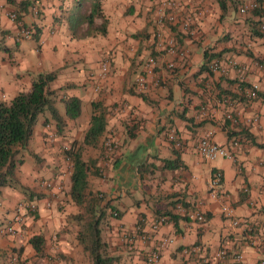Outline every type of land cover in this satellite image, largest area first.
Masks as SVG:
<instances>
[{
	"label": "crops",
	"instance_id": "1",
	"mask_svg": "<svg viewBox=\"0 0 264 264\" xmlns=\"http://www.w3.org/2000/svg\"><path fill=\"white\" fill-rule=\"evenodd\" d=\"M17 1L0 0V98L27 90L38 73L52 71L55 106L60 96L75 95L80 113L69 118L56 107L64 118L60 131L46 111L39 114L15 170L30 190L0 187V227L14 223L16 229L0 232V264H92L77 234L95 217L99 251L113 258L111 264H148L145 255L164 236L170 241L161 248L160 264H215L219 248L239 253V264H262L264 88L253 96L247 89L264 80L259 66L264 65V13L239 9L250 0H225L224 11L217 0H177V22L169 24L156 19L159 0H98L106 19L101 34L86 31L82 19L93 0H28L16 20L9 13H15ZM195 5L205 9L202 16L193 15ZM186 18L191 32L180 25ZM100 21L94 16V25ZM22 25L32 29L30 36L18 33ZM157 31L172 37L185 54L158 47ZM204 50L215 54L211 59H218L221 68L209 67ZM103 58L108 70L98 77ZM147 58L153 60L151 68L144 66ZM140 73L145 76L142 89L135 83ZM91 101L105 108V126L81 155L99 171L88 175L87 190L102 196L80 215L83 206L68 193L70 169L67 175L61 171L68 159L59 146L81 142L91 113L82 115V103ZM206 131L231 155L200 156L197 140ZM107 135L119 142L109 159L102 146ZM174 157L179 165L165 167L164 160ZM216 171L221 179L213 197L207 183ZM38 177L54 186L42 187ZM51 190L55 195L46 206ZM33 199L36 209L14 221L17 202ZM224 206L232 215L224 213ZM160 215L165 222L152 228ZM136 225L147 233L145 240L127 239ZM33 234L43 237L42 253L28 242Z\"/></svg>",
	"mask_w": 264,
	"mask_h": 264
},
{
	"label": "trees",
	"instance_id": "2",
	"mask_svg": "<svg viewBox=\"0 0 264 264\" xmlns=\"http://www.w3.org/2000/svg\"><path fill=\"white\" fill-rule=\"evenodd\" d=\"M7 1L14 2L15 0ZM217 2L221 11H224L226 8L225 0H217ZM257 2L258 5L250 10L261 16L264 13V1L257 0ZM16 3L17 8L14 9V14L16 15V20H19L20 11L25 10L30 2L28 0H18ZM94 16L101 18L97 25L93 24ZM82 19L87 24L86 31L93 28L98 33L103 34L105 32L106 19L101 13L98 0H93L89 11L83 15ZM254 33L257 35L263 34V32ZM214 55L213 53L208 54L206 50L203 52L205 62L209 61ZM53 78L54 72L52 71L38 73L31 80L27 90L17 91L7 100L0 98V187L8 185L24 192L28 190L17 179L15 170L22 161L20 152L27 144L39 114L46 111L50 118L54 120L55 126L59 131L64 125V118L55 106L57 94L53 88L49 87V83ZM139 95H142V93L139 92ZM58 100L63 105L66 117L75 118L79 115L80 99L77 96L62 95ZM105 112L106 110L101 104L91 101L88 126L83 132L81 142L76 144V141L72 140L68 148L63 149L64 155L71 161L68 193L76 204L83 206L80 215L88 211L92 201L96 200V195L92 196V192L87 190V177L91 173L96 174L99 172L96 166L92 168L94 161L91 158H82L81 151L84 145H94L96 143L105 126ZM253 143L258 144L257 142ZM178 165L177 157L164 160L165 167L174 168ZM41 195L38 194L34 198H38ZM96 221V217L89 218L88 222L85 223L86 225H82L77 234L78 240L82 244L83 250L87 251L90 256L92 264H111L113 258L99 251L100 238L95 224ZM28 242L31 243L35 252L42 253L43 237L40 234L31 235L28 238Z\"/></svg>",
	"mask_w": 264,
	"mask_h": 264
},
{
	"label": "built area",
	"instance_id": "3",
	"mask_svg": "<svg viewBox=\"0 0 264 264\" xmlns=\"http://www.w3.org/2000/svg\"><path fill=\"white\" fill-rule=\"evenodd\" d=\"M258 5L257 0H250L248 3L245 4H240L239 9L241 11H245L246 9H251L253 7H256ZM177 8H178V2L177 0H159L154 8L155 16L156 19L159 23H169V24H174L177 22ZM205 13V9L202 6L195 5L193 9V15L196 17H200ZM191 15V14H189ZM188 15V16H189ZM10 18H14L15 14L13 12L9 13ZM191 23L190 18H186L181 20L180 25L182 28L188 30V32H191L190 29H188L190 26L189 24ZM32 32L31 28H26L23 25L19 27L18 33L21 34L22 36H30ZM156 37V44L158 47L162 46L166 51L171 52V53H176L179 56H183L185 54V50L183 48L177 49L175 40L172 37H163L161 31H157L155 34ZM172 62H167V66H172ZM145 68H151L153 66V60L151 58H147L145 62ZM261 71H264V65L259 64ZM209 67L211 69H219L221 68V64L218 61V59H211L209 62ZM108 70V60L106 58L101 59L99 62V71L97 73L98 77H103ZM149 70V69H147ZM135 83L138 88L142 89L145 86V76L144 74H138L135 77ZM259 87L264 88V80L259 81L258 83H253L250 85L247 89V95L248 96H253L255 95L256 91L258 90ZM48 139H53L54 133H47ZM234 143V141L232 142ZM102 146H103V152L104 156H106L108 159L110 158L111 152H113L118 146L119 142L117 138H115L112 135H107L104 137L102 141ZM63 149L68 148V145H63ZM196 150L197 153L202 156L205 159H212L215 158L218 155L221 156H229L231 155V151L226 149L222 144L217 143L216 141L212 140L210 137V131H206L204 134L199 136L197 140V145H196ZM69 159L68 157H66ZM221 179V174L220 172L216 171L214 172L208 183H207V188L209 191V194L213 197L217 196L218 194V184ZM39 184L42 187L45 188H52L54 186V183L49 180V179H41L39 181ZM57 184V183H56ZM57 189L60 188V184L58 183L55 186ZM55 195V191H49V195L44 199V204L46 206L50 205V202L52 198ZM99 196H102V194L99 193ZM37 200H20L17 202L14 208V216L13 219L16 222H19L24 214L33 211L37 207ZM223 211L227 215H232V210L231 207L229 206H224ZM195 217L199 220H202L203 217L200 213H196ZM166 220L165 215H160L158 216L153 222H152V228L157 227L158 225H161L164 223ZM233 223H236V220H233ZM16 231L14 227V223L11 224H6L2 227H0V232L1 233H6V234H14ZM127 239H131L132 237L138 238L139 240L143 241L146 239L147 233L140 228L139 225L135 226L134 232H129L125 234ZM170 241V237L164 236L160 239L159 243L157 246H155L152 250L147 252L145 255V262L148 264H160V251L161 248L166 244L167 242ZM13 257L12 259H14ZM214 258H215V264H239L237 263L239 259L241 258V255L239 253L230 255L228 254L223 248H219L215 251L214 253ZM14 261V260H13ZM260 263L264 264V258L261 259Z\"/></svg>",
	"mask_w": 264,
	"mask_h": 264
},
{
	"label": "rangeland",
	"instance_id": "4",
	"mask_svg": "<svg viewBox=\"0 0 264 264\" xmlns=\"http://www.w3.org/2000/svg\"><path fill=\"white\" fill-rule=\"evenodd\" d=\"M56 107H58L59 108V110H63V106H62V104L61 103H59V102H56ZM90 109H91V103H89V102H86V103H82V115H88L89 113H90ZM59 148H60V151H63V147L60 145L59 146ZM23 150V149H22ZM26 151H23L22 153L24 154ZM63 153H64V151H63ZM21 156V155H20ZM88 157H89V154H88ZM64 166H63V170H61V171H63L62 173H64V174H66L67 175V171H68V169H71V161L68 159V160H66V161H64ZM65 176V175H64ZM40 178V179H39ZM41 178L42 177H38V181H40L41 180ZM63 183H61V185H62ZM30 189H28V191H29ZM41 192V191H40ZM43 193V192H42ZM41 193V194H42ZM94 195V192L92 191V196ZM97 196H98V193H97ZM96 196V197H97ZM99 197V196H98ZM101 197V196H100ZM96 200H97V198H96ZM58 264V263H57Z\"/></svg>",
	"mask_w": 264,
	"mask_h": 264
}]
</instances>
